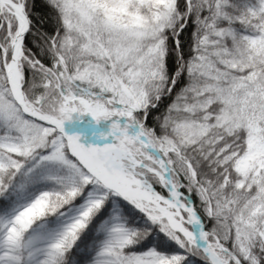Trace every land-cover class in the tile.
Listing matches in <instances>:
<instances>
[{"label": "snow or ice", "instance_id": "6c2138e0", "mask_svg": "<svg viewBox=\"0 0 264 264\" xmlns=\"http://www.w3.org/2000/svg\"><path fill=\"white\" fill-rule=\"evenodd\" d=\"M0 264H264V0H0Z\"/></svg>", "mask_w": 264, "mask_h": 264}, {"label": "rangeland", "instance_id": "374dc122", "mask_svg": "<svg viewBox=\"0 0 264 264\" xmlns=\"http://www.w3.org/2000/svg\"><path fill=\"white\" fill-rule=\"evenodd\" d=\"M86 117V118H84ZM77 123V125L83 126V128H87L90 130H94L97 133V136H93V134H89V135H85V133H83L82 129H75L74 133L76 132V134H80L81 135V142L85 143L86 145L89 143L92 144H97V145H102L103 143L107 142L105 138L101 137V133L100 131H108L109 125L111 123V121H100V122H96L93 119H91L90 116H83L81 117L80 120H73V121H68L66 123H68L67 125H73L72 123ZM74 133H68V134H74ZM111 138L108 137L107 140H110Z\"/></svg>", "mask_w": 264, "mask_h": 264}, {"label": "bare ground", "instance_id": "6f19581e", "mask_svg": "<svg viewBox=\"0 0 264 264\" xmlns=\"http://www.w3.org/2000/svg\"><path fill=\"white\" fill-rule=\"evenodd\" d=\"M82 129L83 133H85V135H89V134H93V136H97L96 131H92L90 129L87 128H83V126L77 125V124H73V125H65V130L68 131L69 133H74L75 129ZM76 133V132H75Z\"/></svg>", "mask_w": 264, "mask_h": 264}, {"label": "trees", "instance_id": "16d2710c", "mask_svg": "<svg viewBox=\"0 0 264 264\" xmlns=\"http://www.w3.org/2000/svg\"><path fill=\"white\" fill-rule=\"evenodd\" d=\"M167 103H168V100H164L163 103L161 104V108H163L164 104H167ZM84 118H86V117H84ZM91 119H92V117H91ZM73 120H76V119H73ZM148 123L152 124L151 116L148 119Z\"/></svg>", "mask_w": 264, "mask_h": 264}, {"label": "water", "instance_id": "95a60500", "mask_svg": "<svg viewBox=\"0 0 264 264\" xmlns=\"http://www.w3.org/2000/svg\"><path fill=\"white\" fill-rule=\"evenodd\" d=\"M67 124H68V123L65 122V125H67ZM72 124H77V123L74 122V123H72ZM65 131H66V130H65ZM66 132L69 133L68 131H66Z\"/></svg>", "mask_w": 264, "mask_h": 264}]
</instances>
